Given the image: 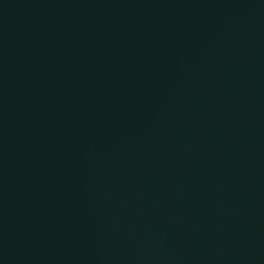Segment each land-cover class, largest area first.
<instances>
[{"label": "water", "instance_id": "95a60500", "mask_svg": "<svg viewBox=\"0 0 264 264\" xmlns=\"http://www.w3.org/2000/svg\"><path fill=\"white\" fill-rule=\"evenodd\" d=\"M0 264H264V0H0Z\"/></svg>", "mask_w": 264, "mask_h": 264}]
</instances>
